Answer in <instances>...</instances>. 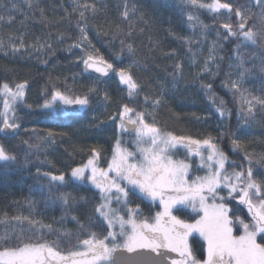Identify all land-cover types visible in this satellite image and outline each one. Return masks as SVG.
Masks as SVG:
<instances>
[{"label": "trees", "instance_id": "trees-1", "mask_svg": "<svg viewBox=\"0 0 264 264\" xmlns=\"http://www.w3.org/2000/svg\"><path fill=\"white\" fill-rule=\"evenodd\" d=\"M87 2L95 3L99 9L95 15L86 13L91 45L118 67L135 61L132 71L142 92L139 103L130 106L151 113L146 117L148 122L154 116L156 126L164 131L196 139L211 136L228 161L236 165L246 166V162L244 150L233 148L231 133L242 141L254 160L264 156V108L257 105L254 115L248 116L242 111L247 105H242L239 94L234 95L228 84L230 79L240 80L238 64L242 59L250 71L240 81L241 90H246L245 96L249 98L264 96V72L260 71L264 67V42L253 44L242 36L225 39L221 25L229 17L223 14L224 10L214 14L192 7L186 0ZM221 2L232 3L242 11L250 10L249 26L254 24L253 31L259 32L262 26L257 17L261 9L254 0ZM125 6L129 11L127 19L122 16ZM75 7L76 0H32L31 7L25 0H0V16L4 17L0 21V85L7 82L14 86L27 81L28 95L15 110L18 131L12 136L0 131V145L16 157L15 161L0 162V237H11L24 229L34 240L55 242L62 254L78 250L82 246L80 241L89 238L90 232L103 233L102 228L93 227L99 222L94 206L100 202V193L88 184L74 182L67 174L87 161L90 149H99L101 155L111 152L115 137L103 132L104 122L110 124V117L129 102L126 89L120 88L115 78L101 81L77 65L84 50L69 47L80 38ZM189 15L194 19L190 21ZM9 17H14L12 23L7 22ZM235 19L231 17L233 23ZM21 39L25 47L13 52L12 45L19 47ZM120 40L133 44L135 56L125 51L117 62L114 57L119 52ZM49 43L50 49L41 47ZM34 44L36 47H31ZM207 57L212 60L210 66L191 62ZM178 63L182 67L177 72ZM207 85H211L210 91ZM93 87L97 91L89 94ZM56 90L69 95L89 94V104L71 122L59 120L60 110L42 107L45 98L50 99ZM105 92L108 100L104 98ZM145 95L150 98L148 105L143 103ZM157 97L162 102L154 109L151 100ZM220 101L223 117L218 111ZM49 131L55 134L54 138L48 137ZM226 168L233 170L231 163ZM254 171L264 173V167L255 164ZM46 172L65 175L66 182L59 191L71 197L68 206L56 199L55 188L49 191V181L43 176ZM133 199L140 205L143 217L152 221L158 206L145 198ZM228 203L236 215L249 222L246 206L231 198ZM122 211L125 214L126 210ZM178 214L184 219L196 215L188 210ZM25 217L39 223L30 225ZM234 231L242 234L239 228ZM261 236L264 234L257 237L258 242H262ZM191 243L195 255L201 250L203 256L205 243L196 236Z\"/></svg>", "mask_w": 264, "mask_h": 264}, {"label": "snow or ice", "instance_id": "snow-or-ice-1", "mask_svg": "<svg viewBox=\"0 0 264 264\" xmlns=\"http://www.w3.org/2000/svg\"><path fill=\"white\" fill-rule=\"evenodd\" d=\"M25 2L32 6V0ZM186 2L192 7L207 9L218 15L224 10L223 14L229 17L228 22L221 25L225 29V39L242 36L244 41L253 44L257 41L264 42V0H254V4L261 9L257 17L262 26L259 32L253 31L254 24L249 26L252 18L250 10L242 11L239 7L234 8L232 3L221 0H212L211 3L199 0ZM98 10L95 3H88L87 0L80 3V0H76L73 11L79 13L77 27L80 38L69 47L84 50L80 62L85 71L91 69L100 77H108L110 73L119 77V83L126 89L129 102L123 103L110 120L117 124L121 133H135L136 151H129L124 147V142L118 136L106 169L99 167L101 151L97 148L90 149L86 163L72 168L73 181L90 184L100 193V202L94 206V215L99 222L93 227L102 228L103 233L98 235L90 232L89 238L80 241L84 251H72L63 255L55 242L34 240L32 235L21 229L19 234L0 237V264H264V236H261L262 242L257 240L258 235L264 234V173L254 171L255 164L264 167V156L254 160L253 154L244 149L242 141L231 133L233 148L244 150L246 162V166L236 165L235 162L228 161L211 136L196 139L164 131L156 126L154 116L152 122H148L146 117L151 113L130 106L139 103L138 98L142 92V85L134 78L132 71L135 61L126 67H118L91 45L87 34L86 13L95 15ZM122 16L124 19L128 18L127 6ZM232 16L236 18L234 23ZM188 19L191 21L194 17L189 15ZM3 20L4 17L0 16V21ZM13 20L14 17H9L7 22L12 23ZM128 36H131V32ZM23 47L21 39L19 47L12 45V51L19 52ZM41 47L50 49L51 44ZM125 51L130 56H135L133 44L120 40L119 52L114 57L117 62L122 60L121 53ZM181 67L179 63L176 64V71ZM238 67L241 69L240 80L230 79L228 84L234 95L239 94L242 105H247L242 111L252 116L257 105L264 108V96H245L246 90H241L240 81L250 69L244 67L242 59ZM260 71L264 72V67ZM26 86L27 81L14 86L7 82L0 85V97L3 98V111L0 112L3 128L0 131L20 127L15 122V107L18 102H23ZM207 88L210 91L211 85H207ZM96 91V88H90L89 94ZM89 94L69 95L56 90L50 99L45 98L42 107L52 110L60 102L62 105L84 108L89 104ZM104 98L109 99L107 92L104 93ZM149 101V96L145 95L143 103L148 105ZM161 102L157 97L151 100V106L155 109ZM212 102L216 103L215 98ZM218 111L223 117V101H220ZM47 135L50 138L55 136L51 131ZM181 149L186 153L183 159L177 158ZM192 157L200 158L198 167L207 170L204 176L194 175L190 179L192 164L188 161ZM15 159V156L8 154L0 145V162ZM228 163L233 166L231 172L226 168ZM236 168L240 170L237 171ZM43 176L49 181V191L55 188L56 199L68 206L71 197L59 191L66 182L65 175L46 172ZM225 190L227 194L223 195ZM229 197L232 200L238 199L239 204L247 207L249 222H245L229 207ZM133 198H147L153 202L158 200L162 211H157L152 218L153 222H150L148 217H143L140 205L135 204ZM113 202L123 206L127 219L120 214L119 208L112 207ZM133 204L134 207L131 206ZM187 209L196 215L190 219L181 218L178 213ZM23 219L30 225L39 223L27 217ZM237 228L242 229V234H234V229ZM194 233H198L206 242V257L203 259L197 258L189 245V237ZM169 253H176L179 258H172Z\"/></svg>", "mask_w": 264, "mask_h": 264}, {"label": "rangeland", "instance_id": "rangeland-1", "mask_svg": "<svg viewBox=\"0 0 264 264\" xmlns=\"http://www.w3.org/2000/svg\"><path fill=\"white\" fill-rule=\"evenodd\" d=\"M208 58H210V57H207L206 58V60H191V62H192V64L194 63V62H196V64L197 65H203V67H205V66H210V62L212 61V60H208ZM115 81H116V84H118L119 85V87L120 88H124V86L123 85H121L120 83H119V77L118 76H115V79H114ZM27 92H26V89H25V96H24V100H23V102L24 101H26L27 100ZM23 102H18L17 103V105H16V107H15V110H16V108L20 105V104H22ZM1 104V107H2V111H3V98L1 97V102H0ZM57 104H58V107L57 108H55V109H52L53 111H58V110H60V111H62L61 110V107H62V104L60 103V102H57ZM61 106V107H60ZM64 106H69V105H64ZM70 106H73V105H70ZM87 108V106L86 107H84V108H80V110H79V112H81V111H84L85 109ZM77 113V112H76ZM11 115V114H10ZM118 123V122H117ZM2 128H3V124H2ZM105 131V133H107V134H111V135H114V137H115V142H114V144L112 145V147L110 148V153L109 154H103V155H101L100 156V158H99V167H101V168H104V169H106L107 168V166H108V163L111 161V158H112V154H113V147H114V145H115V143H116V139H117V137L119 136L121 139H122V141L124 142L123 143V146L124 147H127L128 149H129V151H133V152H135L136 151V145H135V139H136V137H135V133H133L132 134V136L130 137V138H125V136L123 135V133H121L120 131H119V129H118V127H117V124H108L107 122H104V126H103V132ZM205 155H207V153L205 152L204 153ZM185 155H186V153L184 152V150L183 149H181V151H180V153H179V156L177 157V158H180V159H183L184 157H185ZM138 158V157H137ZM189 163H191L192 164V168H191V171H190V179L191 178H194V175H200V176H204L205 174H206V172H207V170L206 169H203V168H199L198 166H199V164H200V158L199 157H192V158H190L189 159V161H188ZM111 175V174H110ZM74 182H76V181H74ZM79 183H84V182H79ZM85 184H87V183H85ZM90 184H88V186H89ZM90 187H93V186H90ZM94 188V187H93ZM95 189V188H94ZM96 190V189H95ZM98 191V190H97ZM99 192V191H98ZM223 195H226L227 194V190H225L223 193H222ZM230 198V197H229ZM146 200H148L149 202H152V203H154V204H156V203H158L159 204V201L157 200V201H155V202H153V201H151L150 199H147L146 198ZM236 201L237 202H239V200L238 199H236ZM112 207L113 208H119L120 209V214L121 215H125L124 213H123V211H122V208H123V206L122 205H117L115 202H113V204H112ZM124 209V208H123ZM188 211H191L190 209H187ZM157 211H162V208L160 207L159 208V210H157ZM192 213V212H191ZM193 214H195V213H193ZM155 216V215H154ZM250 216V215H249ZM125 219H127V216L125 215ZM150 222H153V221H150ZM118 230V229H117ZM242 230V229H241ZM234 234H235V231H234ZM237 235V234H236ZM260 235H262V234H260ZM193 236H196V237H198V238H200L204 243H205V248H206V242L204 241V239H203V237H201V236H199V234L198 233H194L192 236H190L189 237V245H190V247L193 249V247H192V243H191V238L193 237ZM259 236V235H258ZM257 236V237H258ZM76 251H84V247L83 246H81L78 250H76ZM194 252V251H193ZM195 254V253H194ZM196 254H198V256H197V258H199V259H203V258H205L206 257V251H205V253L203 254V256H200L201 254H202V251L201 250H199V252L198 253H196ZM63 255H68V254H63Z\"/></svg>", "mask_w": 264, "mask_h": 264}, {"label": "water", "instance_id": "water-1", "mask_svg": "<svg viewBox=\"0 0 264 264\" xmlns=\"http://www.w3.org/2000/svg\"><path fill=\"white\" fill-rule=\"evenodd\" d=\"M79 65H81L82 63L81 62H78ZM83 69H84V65H83ZM85 70V69H84ZM86 73L90 74V75H93L94 77L98 78V79H101V80H109L110 78H112V76L114 75V73H110L108 77H100V75L98 73H95L93 72L91 69H88L87 71H85ZM78 109V106L77 105H74L72 107H70L68 110L69 111H76ZM131 128V126H129ZM17 131V129H8L6 131H3V133L7 136H11L13 134H15ZM128 134H133L134 132L132 131H129L127 132ZM169 256L172 257V258H176L178 259V255L176 253H169Z\"/></svg>", "mask_w": 264, "mask_h": 264}, {"label": "flooded vegetation", "instance_id": "flooded-vegetation-1", "mask_svg": "<svg viewBox=\"0 0 264 264\" xmlns=\"http://www.w3.org/2000/svg\"><path fill=\"white\" fill-rule=\"evenodd\" d=\"M78 65V64H77ZM78 66H80V67H82L83 68V64L82 65H78ZM111 81V80H110ZM61 107V106H60ZM70 107V105L69 106H64V105H62V107H61V114H60V116H59V120L60 119H63L64 121H68V122H71L73 119H74V117L77 115V114H80L79 113V110H77V111H75V112H69L68 111V108ZM77 112V113H76ZM43 120H42V118H40V120H39V122H42ZM110 124H113L111 121H110ZM123 135L125 136V138L127 139V138H130L132 135H127L126 134V132L125 133H123ZM86 163V162H85ZM79 166H81V165H79ZM69 177H71V172L69 173V174H67ZM80 184H83V183H80ZM89 186H91V185H89Z\"/></svg>", "mask_w": 264, "mask_h": 264}]
</instances>
